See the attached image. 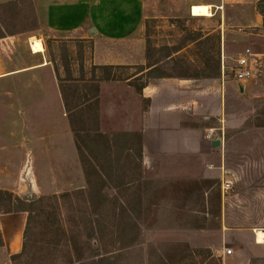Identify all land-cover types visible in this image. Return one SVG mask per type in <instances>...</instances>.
I'll list each match as a JSON object with an SVG mask.
<instances>
[{
	"label": "rangeland",
	"instance_id": "obj_1",
	"mask_svg": "<svg viewBox=\"0 0 264 264\" xmlns=\"http://www.w3.org/2000/svg\"><path fill=\"white\" fill-rule=\"evenodd\" d=\"M140 2V27L119 41L52 34L42 20L37 24L38 16L28 0L18 2L15 10V5L0 6V189L26 201L44 197L34 206L25 251L12 260L14 254L0 248V264H92L96 248L110 254L118 247L112 232L121 206L135 191L145 188L146 181L152 182L148 189L153 203L146 222L159 216L156 227L142 230L140 246L144 251L149 243L163 248L161 259H153L151 264H264V244L255 242L256 230H264V15L257 11L258 1ZM192 4L210 5L211 14L193 16ZM195 32L203 35L200 42L220 64L224 116L214 124V136L223 137L222 179L221 169L211 170L206 178L195 176L196 161L190 162L189 175L175 174L170 163L171 169L165 170V175L162 170L143 169L136 158L133 137L123 134L125 125H132L131 118L137 116L139 106L124 81L153 62H157V69L149 77H195L204 62L202 47L187 40V34ZM31 38L40 39L43 44L44 51L37 54L39 59L47 60L55 88L60 91V86H64L69 103L80 104L74 109L75 125L80 130L77 143L66 123L59 120L54 128H39L37 111L41 108L31 109L27 121V99L37 88L36 82L16 71L32 60ZM174 48L180 49L172 52ZM245 49L254 53L253 77L238 82L234 77L236 58ZM101 51L108 57L101 58ZM112 53L117 58H110ZM93 58L120 63L105 67ZM147 78L143 73L127 84L136 87ZM55 99L58 101V97ZM60 102L63 104L62 95ZM64 114L67 118L62 105L60 115ZM56 134L59 138L53 143ZM71 141L86 155L84 164L91 177L94 165H102L107 157L112 161L108 172L111 179L105 181L108 206L101 214L105 236L99 245L91 239L93 233L88 236L91 230L87 184ZM55 147L60 150L53 160L47 153ZM209 162L220 163L216 157ZM227 179L231 180L230 188L221 193V183ZM203 180L213 182L214 192L219 190L218 196L204 195V211L197 196L206 186ZM161 200L165 201L167 212H158L163 208ZM14 207L13 200H4L0 215L18 212L12 210ZM24 216L26 219V212ZM194 223L204 227L193 228L190 224ZM89 242H93L92 246ZM207 248L211 256L206 255ZM227 248L232 250L230 254L225 253ZM194 250L201 252L191 258L188 255ZM135 256L130 259L131 264H147L145 256L144 262Z\"/></svg>",
	"mask_w": 264,
	"mask_h": 264
},
{
	"label": "crops",
	"instance_id": "obj_2",
	"mask_svg": "<svg viewBox=\"0 0 264 264\" xmlns=\"http://www.w3.org/2000/svg\"><path fill=\"white\" fill-rule=\"evenodd\" d=\"M8 1L11 0H0V3ZM28 1L33 5L38 16L37 24L42 20L48 31L56 35L81 39L100 37L119 41L132 36L142 22L140 0ZM39 14H42V17ZM38 56L37 53H33L32 60L24 68L16 71L21 73L23 78L36 82L37 88L27 99L28 119H26L29 121L28 114L31 109L37 111L41 108L42 110L37 111L38 119L41 120L40 126L38 124L39 128H54L59 120L66 123L74 139L68 117L66 118L65 114L63 117L60 115L62 105L63 110L65 108L64 103L60 102L61 92L55 88L53 73L47 60L43 61ZM107 57L108 54L101 51V58ZM110 58H117V55L112 53ZM93 60L106 66L120 63L104 59L96 60V58ZM147 70L146 68L137 72L124 81L132 98L135 96L137 99L136 107L139 105L137 116L134 114L131 118L132 125L129 127L125 125L124 131L140 135L143 169L162 170L161 174L165 175L163 172L172 165L171 168L174 167L176 170L175 174L189 175L190 162L196 161V167L193 168L195 176L206 178L211 170L221 169L222 179L223 140L219 139V145L212 147V141L202 134V129L215 128L214 124L221 122L224 116V97L219 78L148 77L143 84L136 87L127 84ZM55 97H58V101ZM36 99L38 105L35 104ZM22 112L25 113L24 108ZM57 135L52 137L53 143L55 139L58 140ZM74 141L71 142L76 152ZM59 150V147L53 148L47 153L48 157L53 159V155ZM215 157L220 163L209 162ZM76 165L75 159L74 167ZM184 172L186 174H183ZM221 193H223L222 189ZM25 220L23 211L0 215L2 236L0 248H5L10 254L19 252Z\"/></svg>",
	"mask_w": 264,
	"mask_h": 264
},
{
	"label": "trees",
	"instance_id": "obj_3",
	"mask_svg": "<svg viewBox=\"0 0 264 264\" xmlns=\"http://www.w3.org/2000/svg\"><path fill=\"white\" fill-rule=\"evenodd\" d=\"M25 0H11L8 2L0 3L1 7H8L15 5L13 8L14 10L18 7V2H22ZM257 11L259 14L264 15V0H257ZM2 31L0 32V37L2 36ZM187 40L190 42H195L198 46L202 47V51L204 54V62L202 68L199 70V72L196 74L195 77L192 78H219L220 76V64L219 60L214 56V54L211 53V51L206 50L203 47V42H200V39L202 38V34L200 33H188L187 34ZM180 48H174L172 52L178 51ZM167 57L170 56V52L166 55ZM157 62H153L152 64L147 66V71L145 72L148 77L152 75V73L157 69L156 65ZM105 67H112V66H105ZM144 69L140 70L143 71ZM139 71V72H140ZM156 77H173L170 75H160ZM74 91H76L74 89ZM60 92L62 95L63 103L66 109V112L68 114V119L70 123L71 130L74 135L75 142L77 143V136L80 133V130L76 128V114L74 112V109H76L80 104H70L68 101V94L67 90L64 88V86H60ZM73 96V95H72ZM81 117V115H80ZM115 133L114 135H116ZM124 136L128 138L129 136H132L134 139V143L136 145V158L138 161V164L141 165V143H140V135L138 133L134 132H123ZM114 137V136H113ZM137 138V139H135ZM131 139V138H129ZM76 149L78 152V157L82 163L83 169H84V176L85 181L87 184L86 189V195L88 197V203L90 207L89 216L90 219H88L89 222V228L91 230V233L88 235L92 236L98 245L102 243L104 240L105 234L104 226L101 219L102 212L106 209V206L108 204L107 201V193L105 191V184L106 179H111V176L108 172H110V168L112 167V161L110 158H105L103 164L94 165L93 171H94V177H91L92 175L87 171L85 162V154L80 150V148L76 144ZM103 168H106L105 171H103ZM113 180V179H112ZM115 183L117 182V179L114 178ZM148 185H146L145 188H139V190L130 197L129 201L126 202L123 206H121V212H120V218L115 223L114 230H113V241L118 245L117 249H115L113 252H110V254L105 255L99 251L98 248H96L93 252V258L91 263L92 264H131L130 259L135 258V255H139L141 258V262H144L143 256H145V262L147 264H151L153 259H161L162 257V249L161 246L156 247L153 244L149 243L147 245L146 250L144 251V248L140 246L143 243V240L141 239L142 236V230L147 228H153L156 227V218L159 216H156L151 218L148 222L146 220L148 218L149 212L151 210L150 205H153V203L150 201V191L148 189L149 185L152 183L151 181H146ZM206 184L204 189L198 192L197 196L200 197L202 201V211H204L205 208V200L204 195H210L213 193L218 196L219 190L214 192L211 190L212 187V181L211 180H203ZM210 195V198L212 197ZM44 197H38L36 199H32L30 201L22 200L20 197L14 195L12 192H9L7 190L0 189V206L4 200L11 201L13 200V205L15 206L13 211H23L27 213L26 217V223L25 228L23 230V237L24 242L22 244V249L19 253L12 255V260H15L19 258L23 252L25 251L26 244V236L28 233L29 223L32 218V212L34 209V206L37 202H39ZM161 206L163 208H161ZM164 200L160 201V208L161 210L158 211L159 213L164 211L167 212L168 209ZM8 210V211H12ZM213 216L217 215V212L211 213ZM112 215L115 216L114 210L112 212ZM193 228H203L204 224H190ZM93 242H89L90 246H92ZM2 245V236L0 233V246ZM170 244H166L165 246H169ZM89 246V245H88ZM200 253L201 250H194L192 251L188 256L191 258L194 256V253ZM206 255L211 256V251L207 248L205 250ZM198 253V254H199ZM138 258V257H137ZM135 263V259H134Z\"/></svg>",
	"mask_w": 264,
	"mask_h": 264
},
{
	"label": "built area",
	"instance_id": "obj_4",
	"mask_svg": "<svg viewBox=\"0 0 264 264\" xmlns=\"http://www.w3.org/2000/svg\"><path fill=\"white\" fill-rule=\"evenodd\" d=\"M254 53L250 49H245L242 53L236 58V66L234 69V77L238 82H244L253 77V66L254 62ZM221 73L224 75V66H221ZM216 128H205L203 134L206 139L212 141L215 138L223 140L222 136H214V131ZM231 181L225 180L221 184V189L227 191L230 188ZM232 250L227 248L225 250L226 254H230Z\"/></svg>",
	"mask_w": 264,
	"mask_h": 264
},
{
	"label": "bare ground",
	"instance_id": "obj_5",
	"mask_svg": "<svg viewBox=\"0 0 264 264\" xmlns=\"http://www.w3.org/2000/svg\"><path fill=\"white\" fill-rule=\"evenodd\" d=\"M190 12L193 16H209L211 14L210 5L192 4L190 6ZM29 45L32 53L44 51V47L40 39L31 38ZM256 242L264 243V230H256Z\"/></svg>",
	"mask_w": 264,
	"mask_h": 264
},
{
	"label": "water",
	"instance_id": "obj_6",
	"mask_svg": "<svg viewBox=\"0 0 264 264\" xmlns=\"http://www.w3.org/2000/svg\"><path fill=\"white\" fill-rule=\"evenodd\" d=\"M219 143H220V140L219 139H214L211 142V146L212 147H217L219 145Z\"/></svg>",
	"mask_w": 264,
	"mask_h": 264
}]
</instances>
